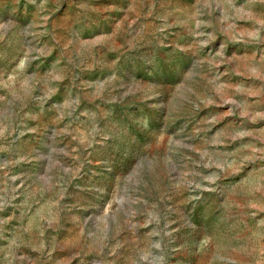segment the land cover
I'll return each instance as SVG.
<instances>
[{
  "label": "rangeland",
  "instance_id": "obj_1",
  "mask_svg": "<svg viewBox=\"0 0 264 264\" xmlns=\"http://www.w3.org/2000/svg\"><path fill=\"white\" fill-rule=\"evenodd\" d=\"M0 264H264V0H0Z\"/></svg>",
  "mask_w": 264,
  "mask_h": 264
}]
</instances>
